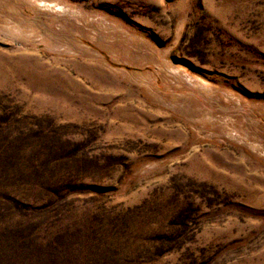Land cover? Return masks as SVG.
<instances>
[{"label":"rangeland","instance_id":"obj_1","mask_svg":"<svg viewBox=\"0 0 264 264\" xmlns=\"http://www.w3.org/2000/svg\"><path fill=\"white\" fill-rule=\"evenodd\" d=\"M0 264H264V0H0Z\"/></svg>","mask_w":264,"mask_h":264}]
</instances>
